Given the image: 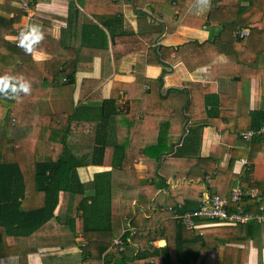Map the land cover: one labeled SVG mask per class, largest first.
<instances>
[{
	"label": "crops",
	"instance_id": "crops-1",
	"mask_svg": "<svg viewBox=\"0 0 264 264\" xmlns=\"http://www.w3.org/2000/svg\"><path fill=\"white\" fill-rule=\"evenodd\" d=\"M23 1L26 0H0V59L6 63L15 59L9 44L17 45L16 29L24 26L20 58L14 66L26 80L20 78V83L26 85L30 81L50 87L46 98H38L30 119L36 122L48 114L71 115L72 131L67 132L65 144L85 163L77 168L81 181H90L94 173L114 166L110 162V143L116 139L126 146L125 137L129 135L126 125L136 117L122 164L133 168L135 178L125 191L126 198L149 202L153 191L147 187L145 192L139 185L156 182L162 202L181 200L194 206L193 189L186 195L176 194V199L166 193L180 184L197 183L202 176H208L205 183L210 179L208 182L214 183L216 189L217 182L226 181L227 188L218 189L221 194H216L229 197L232 187L239 184L232 174L245 166L242 159L248 160L244 155L235 159L222 176L216 172L227 167L232 150L236 149L233 139L226 140L232 126L230 121L236 114L243 117L253 109L264 107V92L260 79L255 83L252 76H246L238 84L240 77L225 74L236 67L220 66L239 59L249 64L257 56L256 73L264 71V16L260 15L264 10L261 13L243 8L242 15L227 18L219 15V7L227 6L226 14L237 13L241 11L235 5L237 0H221L215 5L213 0H36L34 7L25 11L21 7ZM214 7L215 19L207 20ZM217 18L222 22L232 19L237 24L228 23L221 30ZM249 22L253 28L248 27ZM239 28L247 31L248 39L241 48L236 46L234 37L235 29ZM246 68V64L242 65V69L246 71ZM0 70L12 71L7 67ZM64 72L73 73L71 82H67L69 78ZM206 93L219 95L220 109L226 111L220 114L228 122L206 116ZM4 94L6 99L10 97L7 91ZM110 97L115 99L120 114L105 133L109 144L103 163L91 164L89 152L98 108L103 99ZM162 123L164 127H159ZM165 130L167 150L159 158L157 174L161 180H157L152 177L154 164L151 171L148 164L157 136ZM113 172V178L122 182L119 171ZM220 177L222 181L217 179ZM204 187L205 184L201 185V190ZM67 198V193H59L54 210L58 222L64 220ZM176 220L175 210L165 207L149 216L153 247L174 244ZM197 221L195 248H200L201 254L196 264H257L259 261L264 264L261 225L223 224L204 218ZM163 223L165 233L161 237ZM111 227L110 239L114 240L120 238L126 225L117 217L111 220ZM58 237L51 226V234L40 237L36 247H30L27 238H16L9 248H2L0 264H81L79 246L86 241L78 235V245L62 249L57 244Z\"/></svg>",
	"mask_w": 264,
	"mask_h": 264
},
{
	"label": "trees",
	"instance_id": "trees-1",
	"mask_svg": "<svg viewBox=\"0 0 264 264\" xmlns=\"http://www.w3.org/2000/svg\"><path fill=\"white\" fill-rule=\"evenodd\" d=\"M217 1L221 3V0H213L212 3L215 5ZM254 4H257L258 11L254 10L252 6ZM235 5L239 6L241 11L238 10L237 13L229 11L230 13L226 14L224 9L227 6H220L219 15L237 18L244 13L243 8L253 12L261 11V13L264 10V0H237ZM215 11L216 7L208 13L207 20L215 19L213 17ZM260 15L264 16V13ZM216 22H219L221 30L228 23L233 22L231 26L237 24L232 19L230 22H222L219 19ZM248 27L253 28V23L249 22ZM234 37L238 48L247 44L248 39L245 36L234 35ZM9 46L12 49L10 53L15 59L7 63L0 59L1 65L6 64L0 69L5 67L12 69L8 72L0 70V79L3 82V85H0V255L3 254L1 251L3 247L9 248L19 237L27 238L30 247H36L40 237L51 234L52 226L54 233L59 235L57 244L62 249L78 245L76 241L78 235L86 241L84 245L79 246L81 264H173L175 261L179 264H196V261L200 260L201 249L199 248V251L195 248V229H186L177 218L174 244L153 247L149 216L163 207L174 209L176 215L195 210L203 201L205 193L221 194L218 189L224 188L226 181L221 184L217 182L216 189L214 183L208 182L210 179L205 183L208 176L206 178L202 176L197 183L180 184L167 191L166 195L172 199L176 194L186 195L193 189L195 191L194 206H189L184 201L182 203L181 200L162 202L161 193L156 191V182L139 185V188L143 187L145 192L147 187L153 191L149 202L144 203L141 198L137 201L126 198L125 191L131 185L130 180L135 178L133 168L122 167V164L127 155L126 146L129 143V135L131 133V139L137 122L136 117H133L132 121L126 125L129 129V135L125 137L127 145L118 143L116 139L110 143L112 147L110 162L114 166L110 170L94 173L90 181H81L77 168L84 166L85 163L83 159L76 158L65 144L67 132L72 131L71 115L48 114L41 116L36 122L31 121L30 117L35 112L38 98H46L50 87H40L30 81L28 85H22L20 78L23 81L26 80L14 67L20 58V43L9 44ZM239 60H229L220 67L234 65L236 69L225 74L230 77H240L237 80L238 84L246 76H252L255 83L260 79L263 93L264 71L261 74L256 73L259 68L258 57H252L249 64ZM244 64L247 65L246 71L242 69ZM64 74L69 78L67 82H71L73 73L64 72ZM13 75H18V78ZM5 84L7 87L4 86ZM6 91L10 93L8 99L4 94ZM16 92L20 94L17 95ZM189 105L190 103L187 104ZM204 110L207 117H218L228 122L227 117L220 114L226 111L220 109L217 93L205 94ZM117 114L120 112L116 110L115 99L113 97L103 99L98 108V119L95 122L92 137L93 145L89 152L91 164L103 163L105 148L109 144L105 133L108 132L112 122L115 123ZM138 123H141V118ZM230 123L232 126L229 127L226 140L230 142L233 139L236 149L232 150L227 167L218 168L216 172L222 176V173L230 170L235 159L247 155L248 160L245 166L243 165L232 176L238 181L240 187L251 188L258 192L260 197H242L238 203L244 210L256 211L259 200L264 198V132L255 133L250 140H244L241 133L247 130H258L264 125V107L253 109L243 117L236 114ZM203 126L205 125L202 124L200 127L203 128ZM159 127H164V123ZM167 132L165 130L158 134L154 153L150 155L148 165L151 171L154 164V176L149 171L153 179L161 180L157 169L160 166V156L167 150L165 145ZM114 170L119 171L122 182L113 178ZM26 173L29 175L30 182L33 183L32 192L27 188L29 184L26 182ZM217 179L223 180L221 177ZM203 184L205 187L201 190ZM199 191L200 193L197 194ZM60 192L68 195L63 222H58L54 215ZM117 217L122 218L126 225L119 238L122 242V250L111 247V220ZM164 225L163 223L160 228L161 237H164ZM26 254L23 252V256ZM257 264H260V261Z\"/></svg>",
	"mask_w": 264,
	"mask_h": 264
},
{
	"label": "built area",
	"instance_id": "built-area-1",
	"mask_svg": "<svg viewBox=\"0 0 264 264\" xmlns=\"http://www.w3.org/2000/svg\"><path fill=\"white\" fill-rule=\"evenodd\" d=\"M36 4V0H26L21 3V7L25 11H29ZM25 32V27H19L16 29L14 41L19 44L22 40ZM235 36L243 37L247 35L245 30H236ZM264 132V125L258 130H247L241 133L244 140H250L255 133ZM244 163L246 160L242 159ZM242 197L255 198L260 197L258 192L251 188H242L240 185H235L230 191L228 198L222 197L214 193H205L203 201L199 207L192 211H185L176 217L181 221L182 225L188 229H195L197 226L196 219L204 218L214 222L225 223V224H246V223H257L264 229V198L260 199L258 209L256 211L244 210L238 203ZM232 206V207H231ZM234 206V207H233ZM112 248L122 250V242L120 239H114L111 243ZM110 247V248H111Z\"/></svg>",
	"mask_w": 264,
	"mask_h": 264
},
{
	"label": "rangeland",
	"instance_id": "rangeland-1",
	"mask_svg": "<svg viewBox=\"0 0 264 264\" xmlns=\"http://www.w3.org/2000/svg\"><path fill=\"white\" fill-rule=\"evenodd\" d=\"M252 6H254V10H256V11H258V6H257V4H254V5H252ZM26 165V164H25ZM29 165L27 164V167H28ZM26 168V167H25ZM25 178H26V182L31 186V188H30V186L28 185V190L30 191V192H32V186H33V183L32 182H30V178H29V175H28V173H26L25 174ZM36 201H37V197H36ZM20 261V260H19Z\"/></svg>",
	"mask_w": 264,
	"mask_h": 264
},
{
	"label": "clouds",
	"instance_id": "clouds-1",
	"mask_svg": "<svg viewBox=\"0 0 264 264\" xmlns=\"http://www.w3.org/2000/svg\"><path fill=\"white\" fill-rule=\"evenodd\" d=\"M30 27H36V26H30ZM37 28V27H36ZM27 38V37H26ZM27 50H31V49H27ZM5 87H7V84L4 85Z\"/></svg>",
	"mask_w": 264,
	"mask_h": 264
},
{
	"label": "water",
	"instance_id": "water-1",
	"mask_svg": "<svg viewBox=\"0 0 264 264\" xmlns=\"http://www.w3.org/2000/svg\"><path fill=\"white\" fill-rule=\"evenodd\" d=\"M236 78H238V77H236Z\"/></svg>",
	"mask_w": 264,
	"mask_h": 264
}]
</instances>
